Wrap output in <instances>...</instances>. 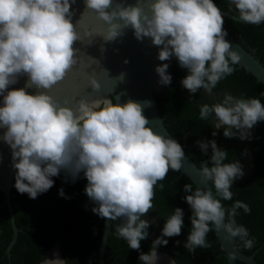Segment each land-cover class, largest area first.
<instances>
[{"label":"clouds","instance_id":"clouds-1","mask_svg":"<svg viewBox=\"0 0 264 264\" xmlns=\"http://www.w3.org/2000/svg\"><path fill=\"white\" fill-rule=\"evenodd\" d=\"M75 2L0 0V128L5 129L2 139L11 148L12 167L16 169L14 186L19 193L36 199L54 185L52 177L61 171L73 181L83 172L88 182L85 193L94 203L92 212L110 222L122 219L116 225V236L139 252L150 224L156 222L155 218H144L154 207L156 185L170 170H181L183 147L150 126L144 115V107L150 102L128 99L121 103L111 91L107 96L94 95L100 83L93 74L87 75L84 90L91 91L86 95L77 90L60 100L51 90L74 68L91 67L79 54L77 41L82 43L88 37L91 45L94 37H100L105 43L113 42L128 28L138 41L150 38L159 47L160 61L175 56L180 67L187 69L181 84L190 97L200 89L212 95L217 84L234 72L232 65L238 64L241 57L226 39L224 15L214 0H84V11L94 12L104 27L85 30L83 35L77 31L79 20H72ZM230 2L239 20L264 23V0ZM89 59L100 63L94 57ZM168 67L163 63L155 69L161 85L172 82ZM21 75L28 77L25 86L9 89ZM123 77L122 73L116 79ZM28 88H35V93ZM213 116L212 136L217 135L215 129L223 128L227 138L250 139V130L258 121H264V104L259 98L225 93L218 102L200 106L201 120ZM196 143L205 155L211 149L210 161L200 169L202 182L211 188L193 190L189 183L183 186L184 199L192 210L191 230L184 247L190 253L197 248L207 249V234L223 229L227 239L238 237L244 248L252 249L255 239L236 220L239 209L251 211L249 205L237 200L225 208L222 203L232 200L233 182L244 176L242 165L238 160L226 162L228 152L215 140ZM59 194L65 195L63 189ZM183 216V209L176 207L165 219L161 235L150 250L140 252L141 264H157L161 254L157 248L168 244L165 237L181 234ZM154 236L152 233L151 238ZM42 264L67 261L54 252L53 258L45 257Z\"/></svg>","mask_w":264,"mask_h":264},{"label":"trees","instance_id":"trees-1","mask_svg":"<svg viewBox=\"0 0 264 264\" xmlns=\"http://www.w3.org/2000/svg\"><path fill=\"white\" fill-rule=\"evenodd\" d=\"M222 11H228L236 16L238 12L230 0H214ZM224 29L232 34L246 50L254 54L264 65V23L260 25L248 24L224 16ZM234 72L222 79L209 95L203 89L190 97V93L181 84L187 75V69L180 67L178 60L173 56L167 71L172 76L171 84L162 90L154 92L153 96L159 115L171 134L180 144H184L186 153L198 165L210 161L211 149L205 155L201 152L197 140H215L219 147L228 152V161L238 160L244 165L245 152L251 157V167L247 173L233 182L231 201H222L225 208L239 200L248 204L251 211L244 213L238 210L237 223L244 225L255 239L252 249H246L243 242L235 238L236 247L245 254L253 253L258 264H264V121H258L250 130L251 138L241 140L238 136L227 138L223 135L224 129H215L214 116L208 120L199 117L200 106L212 105L222 99L225 93L245 98H259L264 104V87L256 78L243 68L232 65ZM244 170V168H243ZM15 173L10 189L11 205L14 222L18 228L17 239L11 247L10 253L14 258L12 264H38L43 259V253L56 241L62 251L63 259L67 264H98V250L103 231L102 222L97 223V214L92 212L94 203L85 193L87 179L83 172L72 180L61 171L60 175L52 177L54 185L36 199L29 198L27 193L21 194L15 188ZM193 183L180 171L170 170L163 181L156 185V194L153 209L146 219L155 218V223L149 226L147 239L141 241L140 251L130 249L122 238L115 234L117 224L122 219L111 221L110 233L107 239V252L104 255V264H141L140 252H148L152 242L161 235L165 219L170 216L176 207L184 211V226L179 236L165 237L166 246L161 245L157 251L169 254L175 264H226L223 251L213 231L207 234V249L197 248L194 253L188 252L184 242L191 230L192 210L187 204L183 191L184 184ZM163 185V187H161ZM63 189L64 196L59 194ZM214 189V188H213ZM154 233V238L151 234ZM12 236L9 213L0 192V254ZM176 241H180L177 244ZM236 264H246L236 261Z\"/></svg>","mask_w":264,"mask_h":264},{"label":"water","instance_id":"water-1","mask_svg":"<svg viewBox=\"0 0 264 264\" xmlns=\"http://www.w3.org/2000/svg\"><path fill=\"white\" fill-rule=\"evenodd\" d=\"M125 2L134 3L135 0H125ZM72 10L74 12L72 17L73 23L79 20L76 27L81 35H83L85 30H99L104 27L103 22L97 19L94 12L91 10L84 11V0H76L72 4ZM83 12L84 14L81 17V13ZM221 12L226 17L239 20L238 16L228 11L221 10ZM93 39L94 41L91 45L88 44V37H84L82 43L77 41L75 45L80 49L79 54L83 56L86 64H90L91 67L80 66L74 68L68 77H66L65 81L51 90L52 94L60 100H63L66 96H71L77 90L80 91L81 95H86V91H91L90 88L84 90V85L87 83V75L93 74L100 83V89L94 95L107 96L111 91L113 97L119 96V102L121 103L128 99H133L141 103L146 101L150 102V104L144 107V115L149 119L150 126L153 127L154 131L173 138L167 130L163 118L159 115L153 96L154 92L160 91L167 86L161 85L158 82L160 78L155 71L156 67L163 63H167L170 66L173 57L167 61H160L158 59L159 47L153 45L150 38L138 41L131 28L126 29L125 34L113 42L105 43L100 37H94ZM226 39L232 44L233 50H236L241 57L239 63L236 64L237 67L243 68L246 72L252 74L264 87V65L253 53L241 46L237 39L229 32H227ZM101 44L104 45L105 50L103 52L101 51ZM89 56L96 58L100 63L91 61ZM103 69H106L107 72ZM122 73L124 74L123 80L116 79ZM27 80L28 77L26 75H21L15 84L9 85V89L24 87ZM26 90L33 94L36 91L35 88H28ZM2 101L3 97L0 96V104H2ZM4 131L5 129L0 128V192L3 197V204L6 205L9 213L12 229V237L6 248L8 252L16 240L18 228L14 222L10 194L15 169L12 167L11 148L2 139ZM181 146L183 149L185 148L184 144H181ZM184 152L185 157L182 160L180 172L193 183L195 188H211L210 184L202 182L200 176V169L204 163L198 166L186 153L185 149ZM212 191L215 196V190L212 189ZM96 219L97 223L102 222L103 225L98 250V264H104V255L107 252L106 244L110 233V221L100 216H97ZM214 233L223 251L226 264H236V261H241L246 264H258L253 258V253L245 254L236 247L235 238L231 240L226 238V231L221 229L218 233L214 230ZM57 252L59 253L58 249ZM48 256L50 255L48 254Z\"/></svg>","mask_w":264,"mask_h":264},{"label":"flooded vegetation","instance_id":"flooded-vegetation-1","mask_svg":"<svg viewBox=\"0 0 264 264\" xmlns=\"http://www.w3.org/2000/svg\"><path fill=\"white\" fill-rule=\"evenodd\" d=\"M251 167V157H250V154L248 153V151L245 152V157H244V165H243V168L246 170H249ZM18 234V233H17ZM12 237V236H11ZM154 238V237H153ZM17 239V237H16ZM11 240V239H10ZM16 241V240H15ZM10 243V241H9ZM8 243V244H9ZM15 243V242H14ZM13 243V244H14ZM8 244L6 245L5 249L3 250L2 254H0V264H12L11 261L14 259L10 253V250H11V247L13 246V244L11 245L9 251L7 252L6 248L8 247ZM55 246L57 247L55 249ZM57 249L59 250V254H60V258L63 259L62 257V251L59 247V243L56 241L50 248L46 249L43 253V259L38 263V264H42V261L44 260L45 257H48V258H51V256L53 255L54 252H57ZM49 252V253H48ZM161 254H158L159 256V259L161 260V262L163 264H169V262L171 260H173V258L169 255V254H163L164 252H160V251H157ZM48 254L50 256H48ZM165 259V260H164Z\"/></svg>","mask_w":264,"mask_h":264},{"label":"bare ground","instance_id":"bare-ground-1","mask_svg":"<svg viewBox=\"0 0 264 264\" xmlns=\"http://www.w3.org/2000/svg\"><path fill=\"white\" fill-rule=\"evenodd\" d=\"M160 256V255H159ZM53 258V255L51 256ZM165 260V259H164ZM157 264H163L160 259H158Z\"/></svg>","mask_w":264,"mask_h":264},{"label":"rangeland","instance_id":"rangeland-1","mask_svg":"<svg viewBox=\"0 0 264 264\" xmlns=\"http://www.w3.org/2000/svg\"><path fill=\"white\" fill-rule=\"evenodd\" d=\"M244 171V175L247 173V170H246V168L243 170Z\"/></svg>","mask_w":264,"mask_h":264}]
</instances>
